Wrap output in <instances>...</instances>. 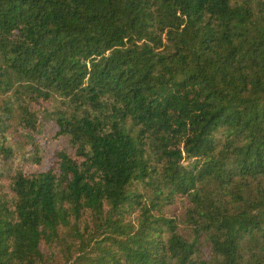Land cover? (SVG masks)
Here are the masks:
<instances>
[{"label":"trees","instance_id":"16d2710c","mask_svg":"<svg viewBox=\"0 0 264 264\" xmlns=\"http://www.w3.org/2000/svg\"><path fill=\"white\" fill-rule=\"evenodd\" d=\"M8 94L74 156L12 178L0 264H264V0H0Z\"/></svg>","mask_w":264,"mask_h":264},{"label":"rangeland","instance_id":"374dc122","mask_svg":"<svg viewBox=\"0 0 264 264\" xmlns=\"http://www.w3.org/2000/svg\"><path fill=\"white\" fill-rule=\"evenodd\" d=\"M6 106L11 108V114L5 110ZM15 106L16 101L10 94L0 96V144L12 151L10 157L0 155V197L8 201H10L12 195L10 190L12 178L18 173L36 175L49 170L56 172L57 152L66 150L74 156L73 151L68 146L67 139L59 136L58 129L53 122L43 121L39 118L40 132H28L21 125ZM32 109L38 113L43 112L54 115L57 110L63 109V104L58 98L47 102L40 100L32 104ZM38 116L41 117L40 114ZM183 164H186V162H183ZM184 213L180 205L166 207V215L168 217L174 215L177 219L179 232L190 239L191 232H189L188 224L184 221ZM42 249L47 253L45 247ZM53 252L57 264H66L64 262L65 256L59 248H55ZM76 255L77 253H74V256Z\"/></svg>","mask_w":264,"mask_h":264}]
</instances>
